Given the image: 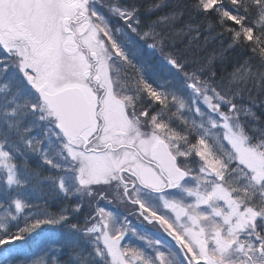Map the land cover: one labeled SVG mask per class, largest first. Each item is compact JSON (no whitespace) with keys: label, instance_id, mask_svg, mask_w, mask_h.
I'll return each instance as SVG.
<instances>
[{"label":"snow or ice","instance_id":"snow-or-ice-1","mask_svg":"<svg viewBox=\"0 0 264 264\" xmlns=\"http://www.w3.org/2000/svg\"><path fill=\"white\" fill-rule=\"evenodd\" d=\"M0 264H264V0H0Z\"/></svg>","mask_w":264,"mask_h":264}]
</instances>
